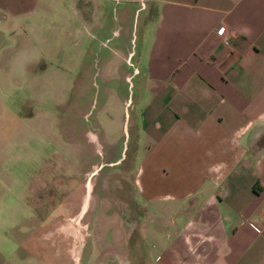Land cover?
<instances>
[{"label":"crops","instance_id":"0c3cea01","mask_svg":"<svg viewBox=\"0 0 264 264\" xmlns=\"http://www.w3.org/2000/svg\"><path fill=\"white\" fill-rule=\"evenodd\" d=\"M104 1L73 0L79 31L99 33ZM48 2L0 0V60H6V52L20 54L16 46L28 40L32 14L39 7L46 13ZM124 3L120 19L126 13L139 16L132 49L123 54L117 42L106 47L107 38L100 40L94 77L99 92L109 95L113 77L136 78L138 102L130 120L136 139L123 173L140 207L125 203L128 226L109 238L113 258L124 260L110 264H264V0ZM116 27L110 33L117 34ZM127 56L135 63L129 74L121 68ZM33 75H26L29 84ZM18 76L0 65V80L9 83V93L20 89ZM104 110L105 101L94 115L96 126L103 125L99 116ZM8 140L16 159L21 137ZM119 170L110 172L114 190L122 185ZM28 172L24 182L17 176L3 181L1 175L11 170L0 168V264H33L31 255L18 257L16 235L10 234L18 230L13 215L20 206L26 235L38 222L33 209L39 182L32 168ZM97 181L98 190H104L106 178L100 175ZM113 199L117 207L120 198ZM8 210L12 216L3 219ZM140 245L153 254L148 263Z\"/></svg>","mask_w":264,"mask_h":264},{"label":"rangeland","instance_id":"374dc122","mask_svg":"<svg viewBox=\"0 0 264 264\" xmlns=\"http://www.w3.org/2000/svg\"><path fill=\"white\" fill-rule=\"evenodd\" d=\"M48 1L43 6L46 13L39 7L32 14L34 26L26 31L29 38L16 46L20 54L6 52V60H0L5 71L21 74L16 80L20 89L14 93H9L8 82L0 80V106H6L0 107V168L11 170L1 175L2 180L17 176L24 182L32 168L39 182L38 205L33 209L38 222L33 233L29 236L23 232L27 219L20 206L13 215L18 230L11 229L10 234L16 235L18 257L31 255L33 264L120 262L124 260L121 255L116 259L110 253V233H120L128 226L125 203L140 207V197L130 189L123 173L128 171L125 165L130 164L136 139V129L130 124L138 102L136 78L129 76L122 81L113 77L108 81L111 95L101 94L95 87L98 79L94 72L101 54L97 55V43L107 38L106 47L117 42L123 54L130 51L139 16L135 19L126 13L120 19L118 11L124 0H106L101 14L103 28L99 33H83L70 6L73 0ZM73 24L75 29H70ZM114 27L117 34L110 33ZM79 61L85 66L78 68ZM134 64L133 57L127 56L122 71L129 74ZM29 71L34 72L30 84L26 76ZM103 101L106 110L99 116L103 125L96 126L94 115ZM9 137H21L16 159ZM137 161L135 157L133 167ZM13 167L17 168L15 175ZM118 169L122 170L117 174L122 185L114 190L115 175L110 172ZM100 175L106 178L104 190L97 188ZM114 195L120 198L117 207L112 205ZM2 216L9 218L12 211H3ZM6 245L12 259L11 241ZM139 249L148 263L153 254L145 253L142 245Z\"/></svg>","mask_w":264,"mask_h":264},{"label":"bare ground","instance_id":"6f19581e","mask_svg":"<svg viewBox=\"0 0 264 264\" xmlns=\"http://www.w3.org/2000/svg\"><path fill=\"white\" fill-rule=\"evenodd\" d=\"M85 210V209H84Z\"/></svg>","mask_w":264,"mask_h":264}]
</instances>
